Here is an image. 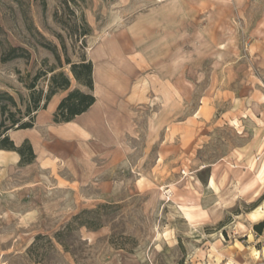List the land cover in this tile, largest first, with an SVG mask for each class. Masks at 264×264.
<instances>
[{"label": "rangeland", "instance_id": "374dc122", "mask_svg": "<svg viewBox=\"0 0 264 264\" xmlns=\"http://www.w3.org/2000/svg\"><path fill=\"white\" fill-rule=\"evenodd\" d=\"M260 13L258 2L239 10L232 0H0V133L13 120L34 124L52 91L92 94L84 70L72 73L90 57L113 56L147 97L158 89L135 107L125 158L92 180L54 151L32 147L27 162V144L22 157L0 148V264L258 257L264 238L247 213L264 209V86L250 46ZM233 76L234 102L218 95ZM189 118V155L157 159L167 126L176 134Z\"/></svg>", "mask_w": 264, "mask_h": 264}, {"label": "crops", "instance_id": "0c3cea01", "mask_svg": "<svg viewBox=\"0 0 264 264\" xmlns=\"http://www.w3.org/2000/svg\"><path fill=\"white\" fill-rule=\"evenodd\" d=\"M232 2L239 10L247 4L255 5L258 2L260 5L259 18L250 28L253 31L250 46L251 62L257 64L264 86V0H232ZM238 13L241 15L240 11ZM259 24H262L260 29ZM112 57L108 54L103 55L101 59L89 58L92 63V95L95 101L86 111L68 122L55 123L53 113L64 97L62 93H55L48 101L46 108L36 113L33 127L10 131L13 143L17 146L25 140L29 141L37 157L44 152L54 151V156L69 165L78 176L85 177L88 181L97 175L105 174L106 169L125 158L127 135L133 128L135 107L147 100L151 102L158 99V89L153 94L150 92L147 97L146 87L134 85L123 66L113 65ZM232 59L234 58L230 59L232 62L236 60V58ZM101 69L102 73H100ZM155 76L166 85V88L174 83L170 75L156 73ZM235 79L237 76L225 82L229 85L226 87L228 89L218 90V95L228 94L233 97H231L232 102L237 101L235 96L238 94L233 84ZM155 86L157 88V84ZM201 108L202 106H199L197 114ZM190 122V118L182 119L177 124V128L181 131L176 134H171L173 125L167 126V132L161 139L163 145H160L156 154L157 159L159 157L168 159L178 156L179 153L181 157L189 155ZM192 122L198 127L206 126L207 123L203 117L195 118ZM249 221L254 223L253 226L259 223V220L249 219ZM258 235L264 238V227ZM256 251L260 252L258 257L250 261H241V264H263L264 246L262 245V248Z\"/></svg>", "mask_w": 264, "mask_h": 264}, {"label": "trees", "instance_id": "16d2710c", "mask_svg": "<svg viewBox=\"0 0 264 264\" xmlns=\"http://www.w3.org/2000/svg\"><path fill=\"white\" fill-rule=\"evenodd\" d=\"M82 68L85 72L86 75V80L81 81L82 84L86 85L89 89L92 90L93 87V80H92V63L91 61H83L81 64H74L72 65V73L75 79L80 80L79 74L76 72V68ZM69 87V80L68 78L64 77L63 82L60 84L59 88L60 89H67ZM55 94V92H51L50 96L52 97ZM51 97H47L46 102L42 105V109L46 108V105L48 101L50 100ZM12 100V98L10 97ZM13 101V100H12ZM95 101L94 96L90 93H85L81 90H72L70 91L67 95H65L58 103L54 113H53V121L55 123H60V122H68L72 120L76 115L81 114L82 112L86 111ZM38 109V106L36 105L35 110ZM11 126L17 124L18 122H14ZM32 120L26 121V122H21L17 124L15 130L18 129H26V128H31L33 127ZM11 126L6 127L1 131L0 133V148L5 149V150H12L17 152L21 157L23 156V147L25 144L28 145V149L30 150V159L27 161H31V159L34 158V153L32 151V146L31 144L25 140L22 145L20 146H15L13 141L9 139L8 135H6V132L11 129ZM23 158H21V161ZM264 226V220L262 222H259L258 224H255L253 228L255 231L258 233L261 232V229Z\"/></svg>", "mask_w": 264, "mask_h": 264}, {"label": "bare ground", "instance_id": "6f19581e", "mask_svg": "<svg viewBox=\"0 0 264 264\" xmlns=\"http://www.w3.org/2000/svg\"><path fill=\"white\" fill-rule=\"evenodd\" d=\"M263 214H264V209H263L262 205L255 207L254 209H252L251 211H249L247 213L248 218L250 220H254V221L261 219Z\"/></svg>", "mask_w": 264, "mask_h": 264}, {"label": "built area", "instance_id": "2783aa9c", "mask_svg": "<svg viewBox=\"0 0 264 264\" xmlns=\"http://www.w3.org/2000/svg\"><path fill=\"white\" fill-rule=\"evenodd\" d=\"M232 264H235V263H232ZM264 264V263H263Z\"/></svg>", "mask_w": 264, "mask_h": 264}]
</instances>
